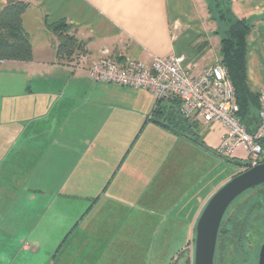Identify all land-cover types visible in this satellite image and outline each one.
Wrapping results in <instances>:
<instances>
[{"label":"crops","instance_id":"obj_1","mask_svg":"<svg viewBox=\"0 0 264 264\" xmlns=\"http://www.w3.org/2000/svg\"><path fill=\"white\" fill-rule=\"evenodd\" d=\"M229 1L237 17L254 24L247 45L246 69L252 89L257 90L264 87V0ZM30 2L23 15V28L30 37L32 60L0 62V205H3L0 234L25 231L29 218L40 214L43 217L39 224L42 223L47 209L58 200L42 198L38 186L72 182L76 185L81 176L77 170H85L90 179L103 178L104 184L122 160L113 179L128 168L121 176L134 173V188L127 189L132 194L123 196L124 192L109 193L107 189L100 193L101 185L95 182L97 188L93 191L97 190L99 196L97 193L58 196L65 200L80 198L90 207L69 232L80 227L74 240L69 243L70 238L64 239L55 251L57 264L118 261V248L112 247L117 244L110 243L120 235L125 218L132 220L131 215L125 216L129 204L130 210H135L138 207L134 208L136 203L132 201L139 203L143 196L145 199L146 192L138 189L142 180L152 177L154 182L158 168L161 170L167 162L180 161V150L198 149L215 154L225 128L217 123H195L188 130L186 123L178 124L176 130L194 140L197 137L193 134H198L199 125L202 126L203 136L196 144L176 134L172 127L162 125L182 121L176 102H159L142 89L92 82L88 66L105 56L120 63L133 59L145 65L157 57L184 56L185 65H194L193 75L197 76L219 61V40L217 47L211 45L215 25L207 23L205 0ZM5 3L6 0H0V13ZM59 21L67 22L77 31V37L86 42L89 53L79 62L64 64L56 59V38L46 25ZM155 109L160 111L159 118L152 116ZM157 119L162 123H157ZM137 132L139 136L143 132L163 136L160 167L155 152L142 157V150L135 149ZM241 157L242 152L238 151L233 161L242 162ZM134 168L138 171H133ZM196 184L184 189L181 196L187 193L183 200L200 186ZM192 187L195 188L190 191ZM13 215L17 216L16 221ZM95 215L99 219H93ZM198 218L196 215L191 226H196ZM102 223L106 224L103 230ZM45 245L57 246L0 244V264H44L49 250H41L40 246ZM40 251L44 256L41 259L37 256ZM137 258L140 262L141 257ZM132 259L135 262L136 257Z\"/></svg>","mask_w":264,"mask_h":264},{"label":"rangeland","instance_id":"obj_2","mask_svg":"<svg viewBox=\"0 0 264 264\" xmlns=\"http://www.w3.org/2000/svg\"><path fill=\"white\" fill-rule=\"evenodd\" d=\"M204 4L206 7V3ZM205 13L207 23L213 24L209 19L207 9ZM218 40L219 38L214 35L211 45L217 47ZM201 124L205 125L202 122ZM199 126L201 128L199 127L197 130L199 131L197 136L201 138L203 129L201 125ZM147 134V132H143L139 136L137 132L135 149L139 152L142 150V157H145L150 152H155L159 157L158 167H160V160L163 156V147L160 144L165 142V140L158 133ZM133 142L134 139L132 140ZM166 142L168 143L167 139ZM176 151H179V147L176 148ZM180 153L182 157L176 164L167 162L165 166H161V170L158 168L159 173L154 182H152V177L146 180L144 178L141 185H138V189L140 188L141 191L146 192V197L144 199L143 196V200L139 203L132 201V203L135 202L137 204V206L135 204L134 208L138 207V209L130 210L132 204H129L125 210V216L129 217L131 215L132 220L125 218V223L120 229V235L117 238L115 237L110 243L117 244L112 247L118 248V261L104 262V264H184L182 255L176 263H172L171 259L185 244H192L195 237V225L191 226V224L195 222L196 215L200 216L210 198L237 174L239 168L236 167V162H229L210 151L183 149L180 150ZM121 161L110 173L108 179L104 181V184H101L104 180L103 178L90 179L89 176L91 175H87L85 170H77V173L81 176H79L78 184L76 185L72 182V184L68 185L51 184L38 186V189L42 191V198H46L48 201H54L55 199L58 201L47 209L42 223L39 224V221L43 214L31 217L26 222L28 226L24 225L25 231L0 234V244H57L56 248H53L55 246L51 248L48 245L40 246L41 250L43 248H45L46 252L49 250L48 256L46 254V259L44 258V264H57L58 259L55 256L57 247L64 239L70 238L69 243L74 240L80 231V227L78 226L73 233L69 232L86 216V210L90 207L89 203L86 204V201H81L80 198L71 197L68 200L61 198H64L65 195H71V193L77 195L97 193V196H99L105 189L109 193L124 192L123 196L132 194L133 192L129 193L127 189L134 188V178H132L134 173H127L128 175L121 176L124 170L127 171L128 168L122 170L113 179L116 171L122 166ZM135 161L138 163L139 159L135 157ZM135 170L138 171V168H134L133 171ZM83 174H86V176L82 177ZM198 180L199 182H197ZM89 181L91 183L88 184L87 182ZM119 181H122V183L120 184ZM95 182L101 185L100 193L95 190L97 188V184L94 186ZM195 184H200V186L190 188V191L194 188L195 190L188 198L183 200L187 193L185 192L181 196L184 189ZM29 187L33 188L34 186ZM93 188H95L94 191ZM254 194L264 197V187L258 191L247 192L239 200L250 198L252 202V195ZM60 195L62 197L58 198ZM251 202L248 205H243V207H249ZM2 207L3 205H0V208ZM135 217L136 219H134ZM8 218L10 219L11 216H8ZM12 219L16 221L17 216L13 215ZM93 219L97 220L99 216L95 215ZM105 226L106 224L102 223L100 229L103 230ZM38 255L41 259L43 251L37 253ZM134 256L136 257L135 262L132 259ZM137 256L141 257L140 262L137 260Z\"/></svg>","mask_w":264,"mask_h":264},{"label":"built area","instance_id":"obj_3","mask_svg":"<svg viewBox=\"0 0 264 264\" xmlns=\"http://www.w3.org/2000/svg\"><path fill=\"white\" fill-rule=\"evenodd\" d=\"M184 56L153 58L150 65L125 59L123 63L105 56L92 61L89 80L123 88L142 89L157 101L178 104L179 116L192 123H217L225 128L215 154L240 161L248 169L264 163V87L257 89L258 112L253 133L239 118L235 90L226 69L217 61L194 76V65H185ZM79 62V61H78Z\"/></svg>","mask_w":264,"mask_h":264},{"label":"trees","instance_id":"obj_4","mask_svg":"<svg viewBox=\"0 0 264 264\" xmlns=\"http://www.w3.org/2000/svg\"><path fill=\"white\" fill-rule=\"evenodd\" d=\"M205 3L209 19L216 25L214 35L219 37L218 62L226 69L235 90L239 118L251 133L257 122L258 96L257 90L252 89L247 77L246 58L248 40L254 24L237 17L229 0H205ZM30 6V0H6L0 13V62L32 60L30 37L23 28V15ZM46 28L56 38V59L59 63L73 64L88 55L86 42L77 37V31L67 22L59 21L46 25ZM158 109L153 111L152 116L159 118ZM180 120L182 121L169 122L167 126L176 130L178 124L184 122L189 130L195 124L183 118ZM157 123L162 122L157 119ZM193 135L197 137V140H193L198 142L197 134Z\"/></svg>","mask_w":264,"mask_h":264},{"label":"flooded vegetation","instance_id":"obj_5","mask_svg":"<svg viewBox=\"0 0 264 264\" xmlns=\"http://www.w3.org/2000/svg\"><path fill=\"white\" fill-rule=\"evenodd\" d=\"M235 164L239 168L235 176L248 170V167ZM263 187L264 184L245 191L225 211L217 232L212 264H264V197L254 194L252 202L250 198L239 200L247 192ZM250 202L249 207H243ZM194 239L192 244H185L175 253L172 263L183 256L184 264H195Z\"/></svg>","mask_w":264,"mask_h":264},{"label":"water","instance_id":"obj_6","mask_svg":"<svg viewBox=\"0 0 264 264\" xmlns=\"http://www.w3.org/2000/svg\"><path fill=\"white\" fill-rule=\"evenodd\" d=\"M162 125L170 128L165 124ZM174 132L198 144L186 134L177 130H174ZM253 132L254 129L251 133ZM200 146L203 145L200 144ZM236 163L247 167L244 162L236 161ZM262 184H264V163L233 177L210 198L195 226V264H212L217 232L225 211L242 193Z\"/></svg>","mask_w":264,"mask_h":264}]
</instances>
